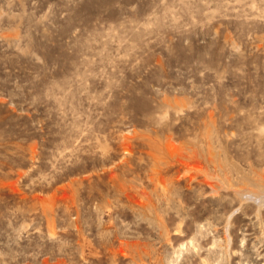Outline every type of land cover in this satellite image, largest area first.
<instances>
[{
    "label": "rangeland",
    "instance_id": "rangeland-1",
    "mask_svg": "<svg viewBox=\"0 0 264 264\" xmlns=\"http://www.w3.org/2000/svg\"><path fill=\"white\" fill-rule=\"evenodd\" d=\"M264 0H0V264H264Z\"/></svg>",
    "mask_w": 264,
    "mask_h": 264
},
{
    "label": "bare ground",
    "instance_id": "bare-ground-1",
    "mask_svg": "<svg viewBox=\"0 0 264 264\" xmlns=\"http://www.w3.org/2000/svg\"><path fill=\"white\" fill-rule=\"evenodd\" d=\"M250 194H252L253 196H256V197H258V196H260V195H262V194H264V191H262V193L261 192H252V191H250Z\"/></svg>",
    "mask_w": 264,
    "mask_h": 264
}]
</instances>
